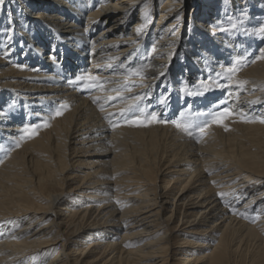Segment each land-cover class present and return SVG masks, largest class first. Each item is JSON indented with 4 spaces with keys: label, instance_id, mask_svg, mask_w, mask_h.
I'll return each instance as SVG.
<instances>
[{
    "label": "bare ground",
    "instance_id": "obj_1",
    "mask_svg": "<svg viewBox=\"0 0 264 264\" xmlns=\"http://www.w3.org/2000/svg\"><path fill=\"white\" fill-rule=\"evenodd\" d=\"M261 26L264 0H3L0 264H264ZM134 96L167 123L126 124Z\"/></svg>",
    "mask_w": 264,
    "mask_h": 264
},
{
    "label": "snow or ice",
    "instance_id": "obj_2",
    "mask_svg": "<svg viewBox=\"0 0 264 264\" xmlns=\"http://www.w3.org/2000/svg\"><path fill=\"white\" fill-rule=\"evenodd\" d=\"M0 4H3V0H0ZM236 27H237V25L235 23H233L232 24V28L235 29ZM137 31H140V29H138ZM259 35L261 37H264V26H261L259 28ZM9 39H10V37H9ZM244 59H245L244 57H238L233 62L231 67L227 68L225 70V72H223V73H217V76L224 75L229 80V82L231 83L232 82V77L235 75V72L237 71L238 65H240L242 60H244ZM257 59H264V49H261V55L258 56ZM122 67H123V65H122ZM128 71L130 73L134 74V75H141V70L140 69H128ZM160 75L163 76L164 73L161 72ZM77 79H85V77L81 76V77H78ZM86 79L93 82L91 84L86 85V87H95V86H97V83H98V78L97 77H95V76H93L91 74H88ZM246 83H247V81H240L239 82V84L241 86L243 84H246ZM125 90L128 91V92H131V88H126ZM188 94L191 95L192 93L189 92ZM114 98L115 97H110L109 99H114ZM143 98H144L143 96H134L132 98L133 99V103L127 105V107H125V108H121L120 109V113H119L121 119H123L126 124L134 125V126H144L146 123H148V124L157 123V122H159V123H167V121L159 120L156 113H151L145 119H140L139 117L132 118V119L128 118V114L129 113L139 112L142 116L144 115V109L142 107H140V102L143 100ZM94 102H95V100H94ZM163 102L164 101L162 100L161 103H163ZM61 107H62V109H66L67 105L64 104ZM103 110L104 109L101 106V111H103ZM61 114H62L61 111H57L55 113L56 116L61 115ZM109 115H111V114H109ZM211 115L213 117V119H212L213 123H221L224 118H226L229 115H232V113L229 111L228 108H224L221 112L213 113ZM260 122L264 123V120H261ZM110 123H111V121H110ZM171 123L175 127L180 129L181 131H183L184 133H186L190 137L194 136L195 133H203L205 128L208 126L207 123L204 124L203 126H200V125H194L193 123H188V122L181 123L180 121H176V120L171 121ZM113 127H115V125H113ZM23 131L28 132L29 129L26 128ZM218 195L221 198H224L227 194L226 193H218Z\"/></svg>",
    "mask_w": 264,
    "mask_h": 264
}]
</instances>
